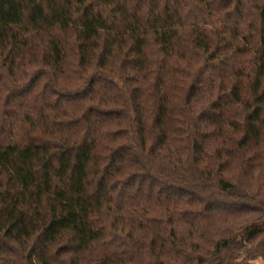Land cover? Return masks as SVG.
<instances>
[{
  "label": "trees",
  "instance_id": "trees-1",
  "mask_svg": "<svg viewBox=\"0 0 264 264\" xmlns=\"http://www.w3.org/2000/svg\"><path fill=\"white\" fill-rule=\"evenodd\" d=\"M0 264H264V0H0Z\"/></svg>",
  "mask_w": 264,
  "mask_h": 264
}]
</instances>
